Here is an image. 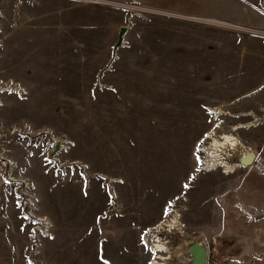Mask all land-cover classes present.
<instances>
[{"label":"rangeland","instance_id":"rangeland-1","mask_svg":"<svg viewBox=\"0 0 264 264\" xmlns=\"http://www.w3.org/2000/svg\"><path fill=\"white\" fill-rule=\"evenodd\" d=\"M226 134L252 166H212ZM196 235L264 264V0H0V264H182Z\"/></svg>","mask_w":264,"mask_h":264},{"label":"bare ground","instance_id":"bare-ground-1","mask_svg":"<svg viewBox=\"0 0 264 264\" xmlns=\"http://www.w3.org/2000/svg\"><path fill=\"white\" fill-rule=\"evenodd\" d=\"M239 128H242V127H237L236 129H239ZM239 147L242 150V152H246V153H243L242 156L246 157L247 154H252V153H248L249 151L247 150V148H245L238 141V139L235 138L234 135L226 134L224 136L219 137L218 139L213 138L212 144L210 146V150L208 151V157L210 158V161L213 164L211 165L214 166V168L215 167L223 168L225 169L227 173H230V174L234 173L235 170L239 168V166H241L242 168H249V166H246V164H240L239 162H238L239 165L235 163H230V159L232 158V153H236ZM177 223H178V218L175 217L174 221H172V223L169 226L171 228L176 227ZM168 252L169 251H168L166 244L158 242V244L155 246V253L157 255L155 261H161V262L165 261L166 262L167 260H169L170 256H168L167 258H164L161 256L162 253H168ZM155 264H160V263L157 262Z\"/></svg>","mask_w":264,"mask_h":264},{"label":"water","instance_id":"water-1","mask_svg":"<svg viewBox=\"0 0 264 264\" xmlns=\"http://www.w3.org/2000/svg\"><path fill=\"white\" fill-rule=\"evenodd\" d=\"M126 33V28L122 27L118 35V41L115 45L114 51L123 44V36ZM61 149V144L56 143L55 151ZM242 154H237L235 159L240 164L252 166L256 157L255 153L247 154L246 157ZM173 257L182 262V264H208L209 248L205 239L201 235H196L187 240H180L172 250ZM184 261V262H183Z\"/></svg>","mask_w":264,"mask_h":264}]
</instances>
